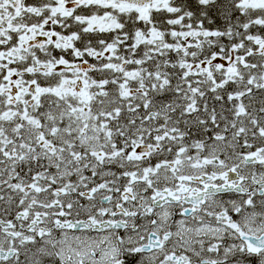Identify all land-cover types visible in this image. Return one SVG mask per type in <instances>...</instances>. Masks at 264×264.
<instances>
[{
  "label": "snow or ice",
  "instance_id": "1",
  "mask_svg": "<svg viewBox=\"0 0 264 264\" xmlns=\"http://www.w3.org/2000/svg\"><path fill=\"white\" fill-rule=\"evenodd\" d=\"M0 264H264V0H0Z\"/></svg>",
  "mask_w": 264,
  "mask_h": 264
}]
</instances>
